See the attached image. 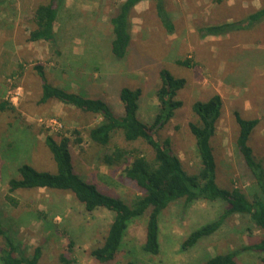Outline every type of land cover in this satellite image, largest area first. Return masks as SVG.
Listing matches in <instances>:
<instances>
[{
  "label": "rangeland",
  "instance_id": "obj_1",
  "mask_svg": "<svg viewBox=\"0 0 264 264\" xmlns=\"http://www.w3.org/2000/svg\"><path fill=\"white\" fill-rule=\"evenodd\" d=\"M48 2L7 0L0 8V103L10 102L15 108L0 111V215L27 255L40 248V264H99L90 252L103 243L114 219L104 209L87 215L75 197L63 191L18 192L15 197L20 207L8 203V182L18 177L21 164L55 173L52 155L45 146L48 135L82 131L83 142L74 147L76 172L102 192L127 202L141 194L122 169L100 164L98 147L84 134L100 118L56 101L40 104L42 81L34 69L38 65L45 68L53 85L90 98H104L118 114L123 113L121 90L141 89L139 117L149 125L159 111V71L165 68L176 78L185 79L186 86L179 93L184 106L159 134L162 139H172L174 152L190 174L200 168L196 140L190 130V124L198 121L192 107L197 101L221 95L224 106L212 140L218 183L223 188H239L252 199L256 184L236 146L239 126L235 113L259 120L250 144L257 160L264 164V20L250 30L221 37L204 38L200 30L242 21L264 8V0H166L176 26L172 35L158 18L155 0H145L135 8L133 41L124 60L115 59L110 52V18L117 7L115 0L66 2L56 26L62 39L61 57L44 43L29 42L33 11ZM179 60H190L193 67L180 66ZM112 144L154 156L146 143H127L121 134ZM223 208L222 204L205 202L187 209L171 205L161 217L158 256L142 249L147 213L130 225L122 252L109 264H205L207 257L229 252H236L241 264H264V251L248 249L264 241L263 231H248L253 227L249 217H232L214 236L189 251L182 250L188 235L216 220ZM42 211L47 213L44 221L38 219ZM71 242L75 243L73 249Z\"/></svg>",
  "mask_w": 264,
  "mask_h": 264
},
{
  "label": "trees",
  "instance_id": "obj_2",
  "mask_svg": "<svg viewBox=\"0 0 264 264\" xmlns=\"http://www.w3.org/2000/svg\"><path fill=\"white\" fill-rule=\"evenodd\" d=\"M68 0H49L47 4L39 5L31 16L32 26L28 35L31 43H44L58 57L62 56L59 46L61 40L56 31L60 19V10ZM99 1V0H90ZM104 1V0H103ZM117 7L110 18L113 40L110 52L117 60H124L133 41V14L138 4L145 0H115ZM158 18L163 28L170 34L176 30L175 23L170 16L166 0H155ZM7 0H0V8L6 6ZM264 20V8L251 14L239 22H229L221 25L204 27L200 30L207 38L221 37L235 31L252 29ZM180 66L192 68L190 60H179ZM40 77V104L56 101L75 108L81 112L92 114L100 118V122L86 129L85 136L95 147H98L99 162L110 169H122L126 179L132 181L141 194L132 202L102 192L99 187L83 179L75 169L74 147L83 142L80 130L74 129L48 135L45 146L50 151L56 171H40L32 165L21 164L18 177L8 182V203L20 207V201L15 197L18 192L63 191L71 193L83 206L87 215H94L104 209L114 215V219L102 244L90 252V256L99 264H109L115 261L122 252L130 225L148 213L145 243L143 251L151 256H158L161 252L160 221L162 214L171 205L180 204L187 209L195 203L205 202L224 205L223 211L216 220L207 223L191 232L182 244L183 251H189L201 241L218 233L226 221L235 216L249 217L254 228L264 232V164L257 160L251 146V138L259 125L258 119H245L239 112L235 113L239 126L236 146L244 165L252 176L256 191L249 199L239 188H223L218 183L217 161L212 146L216 136L218 124L223 111V98L219 94L213 95L206 101H197L193 105V112L198 117L196 123L190 124V130L196 140L197 154L200 168L190 174L184 168L181 158L172 148V139H162L163 130L184 106L179 93L186 86L187 81L176 78L165 68L159 71L160 86L157 90L159 111L154 123L149 125L139 117L142 97L141 89L123 88L120 101L123 113L118 114L104 98H90L82 93H76L66 88L53 85L42 65L34 67ZM15 111L10 102L2 101L0 111ZM121 134L127 143L142 141L154 152L149 157L139 149L113 145L116 135ZM76 137V141H73ZM46 212H40L38 219L44 221ZM0 264H40L42 251L37 248L31 255L23 250L21 242L7 228L0 215ZM75 243L71 242L73 249ZM249 250L264 251V241L248 247ZM69 264V261L66 262ZM126 264H137L128 261ZM205 264H241L237 260L236 252L218 254L207 257Z\"/></svg>",
  "mask_w": 264,
  "mask_h": 264
}]
</instances>
